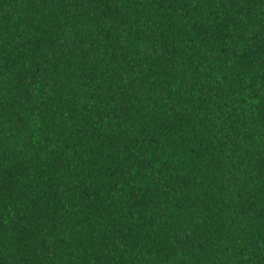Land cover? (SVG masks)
<instances>
[{"label": "trees", "instance_id": "trees-1", "mask_svg": "<svg viewBox=\"0 0 264 264\" xmlns=\"http://www.w3.org/2000/svg\"><path fill=\"white\" fill-rule=\"evenodd\" d=\"M0 264H264V0H0Z\"/></svg>", "mask_w": 264, "mask_h": 264}]
</instances>
